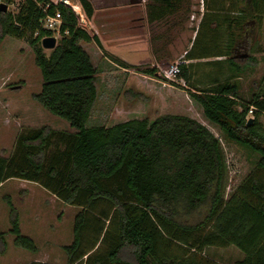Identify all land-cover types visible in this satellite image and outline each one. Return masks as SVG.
Returning a JSON list of instances; mask_svg holds the SVG:
<instances>
[{"label":"trees","instance_id":"trees-1","mask_svg":"<svg viewBox=\"0 0 264 264\" xmlns=\"http://www.w3.org/2000/svg\"><path fill=\"white\" fill-rule=\"evenodd\" d=\"M7 4L13 0H2ZM91 18L89 0H79ZM215 1L206 11L185 60L222 58L206 64L226 67L221 81L200 88L189 67L184 78L195 92L190 97L224 139L259 155L254 169L226 200L227 161L221 140L206 126L183 115L133 119L112 127L86 128L98 98L97 69L82 43L97 36L78 26L67 5L38 0L47 12L62 17L61 39L49 54L42 40L54 36L43 27L45 13L34 0L19 11L0 12V44L7 37L25 39L42 75V89L33 98L75 132L48 126L23 130L7 158L0 157V186L10 179L36 183L66 205L79 209L74 239L64 246L67 264H221L204 255L209 247L234 246L244 255L237 264H264V98L253 94L241 103L237 78L246 73L247 20L264 15V0ZM183 0H148L149 22L179 10ZM111 60L128 68L123 61ZM141 72L158 76L157 68ZM255 118L248 124L250 108ZM9 234L14 245L36 253V242L23 235L11 200ZM205 210L195 223L185 218ZM5 234H0L4 241ZM45 264V263H32Z\"/></svg>","mask_w":264,"mask_h":264},{"label":"rangeland","instance_id":"rangeland-1","mask_svg":"<svg viewBox=\"0 0 264 264\" xmlns=\"http://www.w3.org/2000/svg\"><path fill=\"white\" fill-rule=\"evenodd\" d=\"M215 1L183 0L185 7V11L181 9L183 16H181L180 21L174 20V23L181 25H178L179 27L176 25L177 27L171 30L169 34L167 33L166 36L171 41L169 49L173 59L169 64L156 66L159 69L158 76L147 79L142 76L143 74L138 75L135 70L127 73L120 64L116 63V66L110 65L111 67L106 69L97 60L95 65L98 66L99 70L96 83L98 98L86 123V128L112 127L129 120L144 118L153 122L156 118L165 115H183L198 121L222 142L228 168L224 198L228 200L254 169L259 155L246 147L224 139L223 132L204 116L202 107L190 97V92H194V90L184 78L177 79V82H168L162 76L163 71L168 66L185 61V51L190 47L193 34L200 27L204 14L213 6ZM21 2L22 0L19 3H14L8 11L17 13ZM147 2L148 0L143 3L145 7ZM225 2L228 6L229 1L225 0ZM246 20V62L250 58H254L256 62H252L246 73L237 78L241 85L243 98L241 103L243 104H249L252 95L256 93L264 98V15L260 22L258 20ZM86 29L89 30V27ZM169 29L167 30L169 31ZM159 31L162 32V29ZM162 33L164 35V32ZM57 39L59 42L61 36H58ZM87 44L82 43V46L88 48ZM45 51L47 54L50 53L49 50ZM148 65L151 64L140 67L142 69L151 67ZM193 71H196L193 80L199 81L196 83L197 86L200 80L205 82L204 85H199L204 88L208 80L206 75L211 71V68L196 66L192 73ZM42 83L41 72L35 64V56L28 42L25 39L7 36L0 44V86L3 85L0 87V125L4 130L0 133V145H5L0 146L1 154L13 136L15 140L16 136L23 130L48 126L59 131L75 132L67 121L51 114L34 100L33 95L41 91ZM19 84L23 85L21 90L9 91L7 87ZM5 85L7 86L4 87ZM5 103L12 105L11 109H8L10 113L14 110L23 113V108L31 104L24 116L16 112V116H20L21 119L18 118L15 124L11 126L15 135L11 131L8 134V129L5 128L9 122L6 118L7 111L2 108ZM250 110L252 112L248 115L249 119L255 118V110L252 106ZM260 119L264 123V114L260 113ZM37 189H39L37 186L27 182L25 184L10 182L0 189V233L8 232L11 229V211L7 198L14 194L15 199L13 201L19 209L21 231L23 235L32 238L38 247V252L35 254L21 248H10V250L19 252L8 254L5 259L7 260V257L12 256L13 260L18 255L21 261L39 259L52 264H67L63 247L73 242L74 219L79 209L56 200L49 192ZM204 214L205 210H202L185 218V220L195 223ZM13 238L11 235L10 241L8 240L10 246L13 245ZM0 242L4 245L5 239L4 241L0 240ZM204 255L221 264H237L245 257L234 246L228 248L209 247L205 249Z\"/></svg>","mask_w":264,"mask_h":264},{"label":"crops","instance_id":"crops-1","mask_svg":"<svg viewBox=\"0 0 264 264\" xmlns=\"http://www.w3.org/2000/svg\"><path fill=\"white\" fill-rule=\"evenodd\" d=\"M51 1H53L54 3L60 2L56 0H51ZM138 1L139 0H89V2L92 4L93 9H94V14L91 18L87 16L86 11L81 5L87 17V21L89 23V30H88L89 34L91 36H97L101 43V47L98 46L94 41L87 44L89 46L88 48L82 46L85 49V51L90 55L92 62L95 68L97 69V76L99 73L98 66L95 65L97 60L100 61L104 65L103 68H106V69L110 68L111 67L110 65L116 66L117 63L112 61L109 55H112L118 58L119 60L123 61L126 65H128L127 66L128 68L121 66L125 72L131 73L133 70H135L137 71L138 75L143 74L142 76L147 79H151L152 76H149L141 72L143 70L140 67L141 65L151 64V65H148V66H151L150 68L155 67L158 69V67L156 66H159L161 64H169L172 61L173 55L170 53L171 51L169 49V46H171V41H169L168 37L166 36H167V33L169 34V32L171 30H174L175 27H177L178 25H181L180 23H174V20L178 19V21H180L181 16H183L182 14L183 10L181 11V9H184L185 11V7L183 4L184 2L179 5V10L175 14L169 15L168 17H166L165 19L161 21L155 20L154 22H149L147 13L145 11L146 9L145 5L142 3V1L141 3H138ZM160 29H162V32H164V35L162 32L159 31ZM167 29H169V31ZM197 30H195L193 34L192 42L190 44L189 49L185 51L184 60L186 59L185 56L187 52L191 50L193 46V42L197 35ZM217 59L220 60L222 58L185 60V63H186L185 65L189 67V72L192 77V82H194L196 86H197L196 83L199 82L197 81V79L193 80L195 78L196 71H193L192 73V70L195 69L196 66H206V67L211 68V71L207 73L206 75L208 79L206 86L209 83H211L213 77H219L221 81H224V79L229 74V71L227 68H223L222 70H220V67L218 66L216 67L213 65L206 64L207 61H213ZM198 62H203V63H198ZM138 75H135V76H138ZM204 84L205 82H201L200 80L199 85H204ZM199 85L198 87H200ZM6 86L7 85H5L4 87ZM0 87H3V85H1ZM7 87L9 91H17V90H21L23 88V85L21 84L10 85ZM2 106H3L2 108L7 111L6 118L9 121L7 124L8 126L5 128L8 129V134H9V131H11L13 135H15V132L12 131L11 126L15 124V121L18 120V118H20V116H16V112L17 114L24 116L28 112V109L30 108L31 104H28L26 108L25 107L23 108L24 109L23 113H19V111H16V110L10 113L8 109L10 110L12 105H9L8 103H5ZM3 131L4 130L2 126L0 125V133ZM17 137L18 136H16L14 140V136H13L11 142H9V145H6L7 148L4 149L2 154L0 153V157L7 158L11 155L10 154L8 156V154L11 153L14 149V145H15ZM1 145H4V144H1ZM10 182H18L19 184H25V182L32 183L26 180L10 179L2 183L0 186V189H2L6 184ZM32 184H34V186H37V188H39L40 190L42 191L44 190L45 192H48L45 189H43L40 185L36 183H32ZM54 198L58 200L56 197ZM8 199L12 201L13 205L15 206V208L17 209L19 213L18 206L15 205L13 201L15 199L14 194H12L11 196L9 195L7 200ZM9 231L2 232L5 234V243L4 245H2L0 242V245H1L0 246V264H32V263L52 264L51 262L49 263V262L42 261L39 259L35 261H31V260L21 261L18 258V255L15 256L16 258H13V260H12V256L7 257L8 259L6 260L5 258L6 256H8V254L19 252L13 249L10 250V248H13V247L17 249L19 248L14 245V238L12 241L13 245L10 246V243L8 242V240L10 241V236H11L9 234ZM32 254H35V253H32Z\"/></svg>","mask_w":264,"mask_h":264},{"label":"built area","instance_id":"built-area-1","mask_svg":"<svg viewBox=\"0 0 264 264\" xmlns=\"http://www.w3.org/2000/svg\"><path fill=\"white\" fill-rule=\"evenodd\" d=\"M21 0H13L12 3L7 4L4 1L0 0V3H5L8 5V8L12 5H14V3H19ZM23 1V0H22ZM40 7H42L43 12L45 13V18L43 19V27L44 29L48 30V31H52L54 34V37L58 38V36H61V26H62V17L59 11H57L55 13V15H50L47 12L48 6L43 7L41 6V4L38 2V0H34ZM142 3H144L146 0H141ZM61 2V0H60ZM70 7L74 13L76 14L77 18H78V26L86 31H88L86 28L89 27V23L87 21V17L84 13V10L79 8V7ZM184 63H175L172 64L170 66H168L164 71H163V78L165 81L168 82H177V79L180 78V74H181V65ZM254 110L257 111L256 108L252 107ZM250 112H252L250 110ZM262 114H264V112H261ZM254 119V118H253ZM247 120H249V117H247Z\"/></svg>","mask_w":264,"mask_h":264},{"label":"water","instance_id":"water-1","mask_svg":"<svg viewBox=\"0 0 264 264\" xmlns=\"http://www.w3.org/2000/svg\"><path fill=\"white\" fill-rule=\"evenodd\" d=\"M61 3L67 5V6H71V7H79L82 9L80 1L79 0H61ZM138 3H141V0L138 1ZM9 8L8 5L5 3H0V12L6 13L8 12ZM42 47L44 50H53L57 47L58 45V39L54 36L52 37H46L42 40L41 42ZM19 88V87H18ZM253 118H250L248 120V124H252L253 123Z\"/></svg>","mask_w":264,"mask_h":264}]
</instances>
